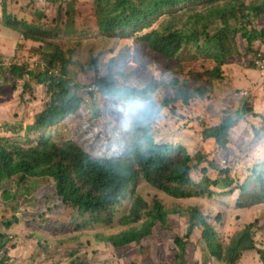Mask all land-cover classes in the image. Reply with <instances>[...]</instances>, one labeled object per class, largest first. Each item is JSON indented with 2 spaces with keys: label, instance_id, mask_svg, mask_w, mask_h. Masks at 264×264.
<instances>
[{
  "label": "trees",
  "instance_id": "trees-1",
  "mask_svg": "<svg viewBox=\"0 0 264 264\" xmlns=\"http://www.w3.org/2000/svg\"><path fill=\"white\" fill-rule=\"evenodd\" d=\"M2 1L0 31L19 37L20 45L14 43L17 37L11 40L15 50L37 56L41 49L48 52L40 53L38 58L46 65L40 69L42 63L35 64V73L27 65L0 66V90L8 95L1 106L24 101V94L19 99L14 95L25 76L35 87L26 82L22 93H32L33 88L43 93L38 111L26 124L27 132L0 139V264H8L10 252L23 242L10 233L11 225L19 221L20 200L32 199L43 204L29 220L34 231L27 238L42 241L44 250L73 241L76 246L67 251L65 264H87L96 245L113 249L139 245L156 224L163 227L171 216L186 221L184 235L173 237L175 264L185 263L194 231H199L196 245L201 254L207 251L216 263L238 264L244 254L254 251L264 264V221L259 227L257 221L249 223L225 238L215 226L221 213H215L211 222L201 208L206 202L216 203L217 192L234 183L231 177L237 170L226 166L228 146L236 141L234 128L247 124L248 118L259 119L262 124L251 127V136L244 132L241 142L255 147L264 138V114L254 113V97L249 95L238 113L210 116L211 122L219 119L214 127L202 121L192 127L202 130L201 149L192 156L182 146L153 139V127L164 111L174 114L178 106L219 95L229 63L242 56L240 44L243 55L264 53V0H49L53 8L60 5L52 20L53 15L45 16L44 8L40 10L33 0L36 26L9 10L11 0ZM115 46L117 53L107 55ZM80 48L89 56L86 63L78 59ZM154 58L167 64L158 80L126 82L137 79L136 69ZM128 110L137 112L131 121ZM67 122L72 126L70 139L55 142L53 130ZM111 128L118 132L114 145L106 149ZM29 132L34 141L26 137ZM229 153L231 159L238 158ZM198 169L195 182L191 173ZM144 189L154 195L146 199L141 195ZM233 190L234 210L264 207V161ZM167 199L174 203L166 205ZM123 202L129 206L118 214Z\"/></svg>",
  "mask_w": 264,
  "mask_h": 264
},
{
  "label": "rangeland",
  "instance_id": "rangeland-1",
  "mask_svg": "<svg viewBox=\"0 0 264 264\" xmlns=\"http://www.w3.org/2000/svg\"><path fill=\"white\" fill-rule=\"evenodd\" d=\"M4 2L5 0L2 1V3ZM15 2L17 5L14 4ZM37 2L40 10L41 8H44L45 16L46 14L48 15L51 13L53 15L50 17L51 20L57 16L56 7L60 6L58 3H56L53 8L50 4H47L49 0H37ZM60 3H63V1L60 0ZM36 7L37 6L34 4L33 0H11L9 4V10L11 12H20L19 16H25L27 20H32L31 23H33L34 26L37 24V18L32 17L31 12H34L33 9ZM64 9L65 7H63L62 10ZM63 13L64 12H62V15ZM14 37L18 38L14 43L20 45L18 36L7 31H0V66L7 68L8 66L17 64H19V66L27 65L28 69L35 73L34 69H36V67L34 65L42 63L40 62V58H38L41 57L39 56L40 53L44 55L43 52L47 53L48 49H41L38 56L31 55L30 53L26 54L25 50L18 52L11 43V39ZM239 50L242 56L229 63V69L230 72H232H229L226 76V80H224V83L222 84L223 88L221 89V92H217L219 95H211L208 99L203 100H193L188 106L183 108L178 106V109L174 114L170 111H164L162 113L153 127V139L156 143L170 146H182L185 148L188 155H194L199 149H201L200 132L202 130L196 129L194 131L191 128L197 126V123L200 121H202V123H207L210 128L216 126L219 123V119L211 122V119L209 118L210 116H213L214 118V116L218 115L220 117L224 112L226 114L230 112L231 114L235 112L238 113L249 95L254 97V100L252 99L254 113L264 114V97L259 96V93L257 92L262 87L260 79H262L261 75L263 74L252 66L251 60L253 57L251 55H243V44H240ZM117 51V46L111 47L107 51V55L110 52L116 54ZM77 56L80 63H86L89 58L84 48L77 50ZM45 65L44 62L39 68L42 69ZM123 66L126 67V63H123ZM166 70L167 64L162 63L159 59H146L145 63L140 68L136 69L137 74H135V77L137 79L129 78L126 82L128 84L132 83L133 85H138L140 83H147L153 79L158 80ZM102 72L103 71L101 70L100 74H102ZM25 79V81L19 84L17 94L14 95L15 98L16 96L18 98V96L24 94V101L18 102L15 105L1 106V103L8 101V95L0 90V139H13V136L15 138V136L24 135L27 132L26 124L29 118L38 111V102L43 94L42 90L39 88H33L34 91H32V93L28 90L25 93H22V89L26 82L29 83L30 87H35L33 86V82L27 78V76H25ZM77 79H79L82 84L89 83L87 80L85 81L84 78L80 79L77 77ZM0 83L3 84L2 82ZM91 88L92 87H89L87 90ZM4 91L8 92V89L4 88ZM243 92H246V95L242 96L241 94ZM1 94L4 95L1 96ZM260 121L261 120L259 119L255 120V118H248L246 121L247 124L242 122L234 128L233 136L236 138V141H232V145L228 146V151L233 152L232 154H236V156L238 155V158L231 159V154L229 152L226 154L228 158L226 166L230 167L234 165L232 170H237L234 171L231 177L234 183L232 187L220 189L217 192L218 195H220V198L216 203L209 201L206 202V205L201 206L203 211L210 215L211 222H214L215 213H221V222L217 224L215 223L216 228L221 232V237H224L225 234V238H228V236L235 234L236 231L254 221L258 222L259 227L264 221L263 206H257L251 210L233 209L236 199V194L233 189L236 185L242 184L243 181L249 177L252 168L258 164L259 161H264V138L256 143L255 147H246V145L241 142V139H246L244 132L251 136V127L260 126L262 124ZM22 123H24L23 130L21 127ZM186 125L189 127L188 129H185ZM14 127L16 132H13ZM71 129L72 126L70 122L54 129V141L57 143L68 141L70 139ZM117 132L118 130L115 128L110 129L109 138L111 140L108 141L106 149L109 146L114 145L113 138L116 136ZM26 137L29 138L30 141L35 140V135L34 133L32 134V132H29ZM256 151L258 153H256ZM255 154L257 156H255ZM204 163L206 164L207 162ZM202 167L206 166L203 164ZM199 172L200 169H198L197 172L194 171L191 173V178L195 182L199 181L197 177ZM33 183H36V181ZM141 195L146 199H149L154 195V192L144 189L141 191ZM20 201L21 204L16 212L19 221L11 225L10 233L18 236L23 242H21L14 251L10 252L12 258L8 264H65L67 251L75 248L76 244L73 243V241H61L48 246V248L44 250L42 248V241L38 244L35 238H27V235L34 231L29 220L36 217L38 212H41L39 207L43 203H37L35 199ZM164 202L166 205L174 203L169 199ZM2 205L3 203L0 200V206ZM128 206V202H123L122 205L117 208L118 214L123 213ZM5 207L10 208L11 204H7ZM185 227V217L171 216L163 227L156 224L152 229L151 235L144 238L139 245L131 244L121 249H113L109 245H96L91 247L89 262L87 264H175L173 259L175 251L172 242L173 237H181L184 235ZM98 230H100V228L93 230L92 233ZM193 234L194 235L190 238V242L186 247L187 255L185 256L184 264H201L203 258H205V264H219L210 259L207 251H205V255L201 254L196 245L199 231H194ZM52 235L54 239H60L58 235ZM43 241H46L44 237ZM256 245L257 248H261V244L256 243ZM141 247L146 249L144 254L139 250ZM238 264H260V262H258L256 252L251 251L250 253L244 254Z\"/></svg>",
  "mask_w": 264,
  "mask_h": 264
},
{
  "label": "built area",
  "instance_id": "built-area-1",
  "mask_svg": "<svg viewBox=\"0 0 264 264\" xmlns=\"http://www.w3.org/2000/svg\"><path fill=\"white\" fill-rule=\"evenodd\" d=\"M252 64L254 68L260 71L263 75L262 80L264 81V53H257L255 57L252 59ZM242 96L246 95V93L241 94Z\"/></svg>",
  "mask_w": 264,
  "mask_h": 264
},
{
  "label": "clouds",
  "instance_id": "clouds-1",
  "mask_svg": "<svg viewBox=\"0 0 264 264\" xmlns=\"http://www.w3.org/2000/svg\"><path fill=\"white\" fill-rule=\"evenodd\" d=\"M253 58L255 57V55L254 56H252ZM252 58V59H253ZM251 64H252V60H251ZM252 66H253V64H252ZM254 67V66H253ZM91 89H88V91H90ZM243 93H246V92H243ZM242 93V94H243ZM127 119L129 120V121H131L132 119H134L135 117H136V115H137V112H136V110H128V112H127Z\"/></svg>",
  "mask_w": 264,
  "mask_h": 264
},
{
  "label": "crops",
  "instance_id": "crops-1",
  "mask_svg": "<svg viewBox=\"0 0 264 264\" xmlns=\"http://www.w3.org/2000/svg\"><path fill=\"white\" fill-rule=\"evenodd\" d=\"M6 37H10V36H6ZM11 40H13V39H11ZM260 83L262 84V87H261V89L258 90L257 92L259 93V94H258L259 96H263V97H264V94H263V92H262V88L264 87V81H263L262 79H260ZM256 102H257V101H256ZM256 102H255V105H256ZM263 102H264V99H263Z\"/></svg>",
  "mask_w": 264,
  "mask_h": 264
}]
</instances>
